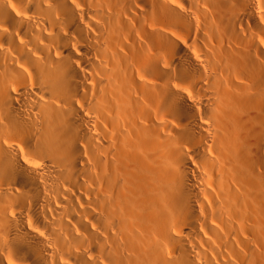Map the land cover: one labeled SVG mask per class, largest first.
<instances>
[{
	"label": "bare ground",
	"instance_id": "bare-ground-1",
	"mask_svg": "<svg viewBox=\"0 0 264 264\" xmlns=\"http://www.w3.org/2000/svg\"><path fill=\"white\" fill-rule=\"evenodd\" d=\"M0 264H264V0H0Z\"/></svg>",
	"mask_w": 264,
	"mask_h": 264
}]
</instances>
